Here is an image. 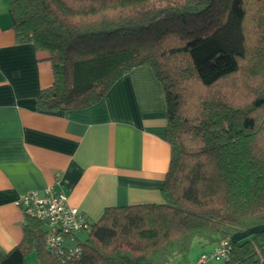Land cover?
<instances>
[{
    "label": "trees",
    "instance_id": "16d2710c",
    "mask_svg": "<svg viewBox=\"0 0 264 264\" xmlns=\"http://www.w3.org/2000/svg\"><path fill=\"white\" fill-rule=\"evenodd\" d=\"M16 43L46 51L41 111L101 101L133 68L161 84L170 159L162 203L105 208L70 264H170L195 241L231 244L226 264L264 257V0H9ZM24 215L0 264H60ZM250 234L242 241L234 235Z\"/></svg>",
    "mask_w": 264,
    "mask_h": 264
},
{
    "label": "crops",
    "instance_id": "0c3cea01",
    "mask_svg": "<svg viewBox=\"0 0 264 264\" xmlns=\"http://www.w3.org/2000/svg\"><path fill=\"white\" fill-rule=\"evenodd\" d=\"M11 22L9 0H0V252L22 238L16 202L29 191L54 185L92 222L108 207L162 203L170 147L164 94L151 67L133 68L89 107L41 111L36 97L53 82L49 54L16 43ZM25 264H37L33 252Z\"/></svg>",
    "mask_w": 264,
    "mask_h": 264
},
{
    "label": "built area",
    "instance_id": "2783aa9c",
    "mask_svg": "<svg viewBox=\"0 0 264 264\" xmlns=\"http://www.w3.org/2000/svg\"><path fill=\"white\" fill-rule=\"evenodd\" d=\"M16 203L24 215L44 224L45 248L60 264H70L80 256L81 248L76 244V237L90 230L91 221L78 208L68 204L62 189L51 185L41 193L29 191L22 194ZM230 249L229 240H219L209 251L201 252L187 264H226L230 260Z\"/></svg>",
    "mask_w": 264,
    "mask_h": 264
},
{
    "label": "rangeland",
    "instance_id": "374dc122",
    "mask_svg": "<svg viewBox=\"0 0 264 264\" xmlns=\"http://www.w3.org/2000/svg\"><path fill=\"white\" fill-rule=\"evenodd\" d=\"M210 248V246H200L198 244H192L190 249L182 254L181 256H177L173 259L174 264H181L183 262H192L194 261L201 252L207 251ZM210 250V249H209ZM208 250V251H209Z\"/></svg>",
    "mask_w": 264,
    "mask_h": 264
}]
</instances>
